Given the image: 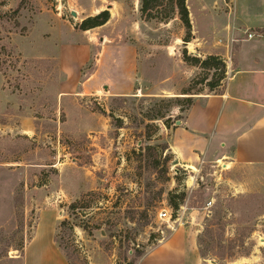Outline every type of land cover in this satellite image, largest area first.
I'll return each mask as SVG.
<instances>
[{
  "label": "rangeland",
  "instance_id": "374dc122",
  "mask_svg": "<svg viewBox=\"0 0 264 264\" xmlns=\"http://www.w3.org/2000/svg\"><path fill=\"white\" fill-rule=\"evenodd\" d=\"M19 1L0 0V264H138L178 228L200 264H264V166L227 158L189 168L169 148L189 107L183 96L221 92L231 54L193 38V26L186 42L177 11L159 22L175 0L149 16L141 0ZM216 1L202 8L222 15ZM186 5L204 27L199 0ZM96 9L109 21L81 29ZM82 40L94 43L84 90L64 94L57 45ZM185 50L220 56L225 73L186 61ZM115 56L135 76L114 75ZM122 80L134 83L130 94L111 90ZM66 219L74 228L58 229Z\"/></svg>",
  "mask_w": 264,
  "mask_h": 264
},
{
  "label": "crops",
  "instance_id": "0c3cea01",
  "mask_svg": "<svg viewBox=\"0 0 264 264\" xmlns=\"http://www.w3.org/2000/svg\"><path fill=\"white\" fill-rule=\"evenodd\" d=\"M216 3L222 15L220 11L214 16L211 11L204 10L199 0L197 10L207 16V23L200 26L206 30L204 33L199 32L197 25L201 14L197 12L195 17L190 8L193 38L201 40L206 37L213 41L217 54L228 58L231 54V75L221 92L198 97L185 111L180 123L171 128L169 148L178 161L177 165L189 168L227 158L236 168L264 166V40L247 38V32L251 30L264 31V0H218ZM99 11L96 9V13ZM89 15L93 14L89 12L80 19ZM57 49L65 74L61 81L63 93L84 90L80 73L91 59L94 43L91 40L73 44L61 42ZM107 65L117 76L121 75V70H126L128 74H124V79L127 75L135 76V70L130 72L129 65H120L119 56L113 57ZM135 67L133 64L132 68ZM123 81L112 86L114 94L131 93L129 89L134 83L125 85ZM138 264H200V261L191 250L186 231L178 228L146 253Z\"/></svg>",
  "mask_w": 264,
  "mask_h": 264
},
{
  "label": "trees",
  "instance_id": "16d2710c",
  "mask_svg": "<svg viewBox=\"0 0 264 264\" xmlns=\"http://www.w3.org/2000/svg\"><path fill=\"white\" fill-rule=\"evenodd\" d=\"M162 3H163V0H141V12L144 16L145 15H148V16L152 15V11L155 8L160 7L162 5ZM176 11L178 12V16L180 17L181 21L183 22V24L186 28L187 35L185 36L184 40L186 42H188V41H190V38L192 36V34H191L192 24H191V19H190V12H189V9L186 5V0L172 1L171 2V12L169 11L165 14V17L161 16V18H157V19L159 22H164V20L167 21L169 19H172V17H173L172 14ZM146 18H147L146 19L147 21L150 20V18H148V17H146ZM109 19H110L109 11L103 10L96 15L89 16V17L85 18L82 21V23L80 24V28L83 30H88L91 28L102 26L105 23H107L109 21ZM184 54H185L184 55L185 60L194 64V65H200L201 67H203L205 69H212V68L217 69V70L219 69L223 73H225V71H226V63L220 56L210 55L206 59H201L199 57L188 56L186 50L184 51ZM209 85H211V89H213L218 84L215 82H211ZM176 98L179 99L181 97H176ZM183 98H185L189 102V107L187 108V110H188L194 104L193 97L183 96ZM166 116L167 115L161 114L159 116V118H165ZM168 119H170V118H168ZM167 121L168 120H166V122ZM76 206H77V203H73L71 205V208L76 209L75 208ZM173 207L178 208L179 207L178 202H175L173 204ZM69 226L71 227V229H73L75 224H72L70 222V220L66 219V220H63L62 222H60L58 229H62L63 227L67 228ZM55 241L58 244L59 248L64 249L62 242H60L58 240V234H57V237H55Z\"/></svg>",
  "mask_w": 264,
  "mask_h": 264
},
{
  "label": "built area",
  "instance_id": "2783aa9c",
  "mask_svg": "<svg viewBox=\"0 0 264 264\" xmlns=\"http://www.w3.org/2000/svg\"><path fill=\"white\" fill-rule=\"evenodd\" d=\"M247 38L248 39H263L264 40V31H249L247 32ZM168 215V212L164 211L160 214L161 217H166Z\"/></svg>",
  "mask_w": 264,
  "mask_h": 264
},
{
  "label": "water",
  "instance_id": "95a60500",
  "mask_svg": "<svg viewBox=\"0 0 264 264\" xmlns=\"http://www.w3.org/2000/svg\"><path fill=\"white\" fill-rule=\"evenodd\" d=\"M72 14H73V16H77V12H75V11H73ZM177 123L179 124L180 121H177Z\"/></svg>",
  "mask_w": 264,
  "mask_h": 264
}]
</instances>
